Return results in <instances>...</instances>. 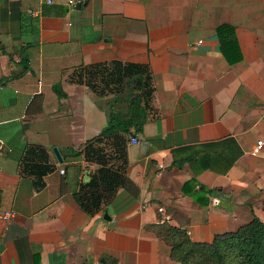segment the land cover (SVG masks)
Returning a JSON list of instances; mask_svg holds the SVG:
<instances>
[{
    "label": "crops",
    "instance_id": "1",
    "mask_svg": "<svg viewBox=\"0 0 264 264\" xmlns=\"http://www.w3.org/2000/svg\"><path fill=\"white\" fill-rule=\"evenodd\" d=\"M225 23L243 57L235 65L216 35ZM111 61L150 66L152 112L127 150L133 191L88 215L75 195L97 166L67 170L53 149L78 150L106 127L103 101L70 79ZM228 138L243 155L226 175L172 166L173 150ZM261 139L264 0H0V217L13 214L0 218V264H179L151 226L211 243L264 219ZM29 145L56 167L41 189L20 171Z\"/></svg>",
    "mask_w": 264,
    "mask_h": 264
},
{
    "label": "trees",
    "instance_id": "2",
    "mask_svg": "<svg viewBox=\"0 0 264 264\" xmlns=\"http://www.w3.org/2000/svg\"><path fill=\"white\" fill-rule=\"evenodd\" d=\"M216 35L227 62L230 65L240 63L243 57L235 26L222 24L216 29ZM70 80L104 100V104H97L107 117V125L101 133L78 150H62L67 170L81 172V165L74 164L77 161L97 166L89 182L81 185L75 195L81 209L88 215H95L106 208L120 189L133 191L127 175V150L130 137L142 134L150 121L151 68L148 64L111 61L83 66ZM137 81L141 82L140 86ZM172 153L173 167L183 168L188 164L195 175L207 170L226 175L243 155L232 138L181 147ZM55 170L46 148L39 145L26 148L20 171L33 178L36 188H43L44 178ZM151 230L171 248V257L179 264H264V219L255 215L251 222L236 231L216 235L211 243L193 242L186 230L168 223L153 225Z\"/></svg>",
    "mask_w": 264,
    "mask_h": 264
},
{
    "label": "built area",
    "instance_id": "3",
    "mask_svg": "<svg viewBox=\"0 0 264 264\" xmlns=\"http://www.w3.org/2000/svg\"><path fill=\"white\" fill-rule=\"evenodd\" d=\"M45 2H46V4H48V5H52V4H53V0H45ZM70 4H73V3L70 2ZM29 13L32 14V15H36V14L33 13L32 11H29ZM130 143H132V144H138L139 141H138V139H137L136 137L132 136V137H130ZM2 150H3V149L0 148V156H1V154H2ZM263 153H264V140L261 139V140H258V141H257V144H256L255 148L253 149L252 154H253V156H260V155L263 154ZM0 169H1V168H0ZM64 173H65V171H64V170H61V174H64ZM12 217H13V214H11V213H6L5 215H3V216L0 217V218L4 219L5 221H6V220L9 221Z\"/></svg>",
    "mask_w": 264,
    "mask_h": 264
},
{
    "label": "water",
    "instance_id": "4",
    "mask_svg": "<svg viewBox=\"0 0 264 264\" xmlns=\"http://www.w3.org/2000/svg\"><path fill=\"white\" fill-rule=\"evenodd\" d=\"M78 8H79V5H78ZM140 84H141V82L137 81V86H140ZM53 152H54V155H55L56 159L58 160V162L60 164H63L64 163V158H63L61 152L57 148H54ZM106 219H109V217L107 215H106Z\"/></svg>",
    "mask_w": 264,
    "mask_h": 264
},
{
    "label": "rangeland",
    "instance_id": "5",
    "mask_svg": "<svg viewBox=\"0 0 264 264\" xmlns=\"http://www.w3.org/2000/svg\"><path fill=\"white\" fill-rule=\"evenodd\" d=\"M94 96H95V98L100 99L96 94H94ZM100 101L104 102V100H101V99H100Z\"/></svg>",
    "mask_w": 264,
    "mask_h": 264
}]
</instances>
